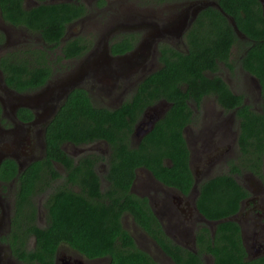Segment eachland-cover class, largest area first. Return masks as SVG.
Returning a JSON list of instances; mask_svg holds the SVG:
<instances>
[{
    "label": "trees",
    "instance_id": "1",
    "mask_svg": "<svg viewBox=\"0 0 264 264\" xmlns=\"http://www.w3.org/2000/svg\"><path fill=\"white\" fill-rule=\"evenodd\" d=\"M218 2L221 9L206 7L185 33V48L160 43L162 66L150 73L121 105L115 108L96 105L86 88L76 87L47 125L45 155L22 171L12 157L1 162L0 181L14 182L17 189L12 241L18 260L24 264H55L58 248L67 244L87 259L108 257V264H160L138 246L124 227L123 215L130 213L177 264H208L205 255L212 257L213 264H264V254L248 257L238 221L216 223L214 234L205 226L197 233L196 251L185 249L166 234L148 199L130 190L137 168L144 166L164 184L190 191L195 178L183 129L192 117L189 102H200L207 94L216 96L221 105L230 109L238 107L241 155L229 162L230 171L200 183L197 197L200 211L213 221L240 211L243 199L250 195L237 178L241 166L252 168L264 180L263 9L259 0ZM0 6L6 21L42 38L41 43L24 40L9 48V52H0L5 82L17 92L40 90L55 77L60 65L66 67V61L82 57L94 42L85 35H73L65 42L63 39L68 25L90 11L81 1L41 2L25 7L24 0H0ZM230 18L245 38L238 35ZM122 35L111 44L114 54L134 47L136 33ZM3 39L2 34L0 43ZM237 46L239 56L234 60L231 56ZM221 62L232 70L239 63L258 78L259 108L245 103L244 94L232 91L218 73ZM163 98L172 102L170 109L135 143L132 136L142 113ZM1 115L0 102V118ZM18 116L26 121L33 119L34 113L21 107ZM98 141L107 144L108 156L89 151L76 160L63 147L67 143L84 146ZM101 162L108 164L103 176L107 184L96 170ZM60 177L65 182L53 185ZM39 195L45 196L43 225L38 222Z\"/></svg>",
    "mask_w": 264,
    "mask_h": 264
},
{
    "label": "flooded vegetation",
    "instance_id": "2",
    "mask_svg": "<svg viewBox=\"0 0 264 264\" xmlns=\"http://www.w3.org/2000/svg\"><path fill=\"white\" fill-rule=\"evenodd\" d=\"M80 1L85 5V7H89V9H90L89 13L90 14L92 11H94L93 7H97L98 10L103 9L104 7H127L126 8L127 13H135L134 15H136V16H140L139 13H140L141 8H139V7H183L181 10H178V11L170 8L169 13L166 14L167 17L176 15V18H179V21H178L179 23L182 21V19L184 20L183 28L181 30H179L178 35H176L178 38H181L183 41H184L185 33L190 29V27H192V24L194 23V21L198 18L199 14L206 7H215V8H219V9H220V7H222L219 4L218 0H142L139 4L134 3V2L131 3L130 0H24V5H25V7H34V6L40 5L41 2H44L45 4H47V3H57V2H77L78 3ZM259 1H260V6L262 7L263 13H264V0H259ZM167 2H168V5H167ZM195 7H199L200 8L199 11H196ZM187 9L189 11V14L191 15L189 17V20H190L189 25L190 26H187L186 19L184 17H181L183 11H185ZM0 14H1V17L5 23L7 22L9 25L16 27L15 25H13V24H11L5 20V18L3 17L1 8H0ZM88 14L78 18L77 20L73 21L72 23L86 21V19H87L86 16L90 15V14L89 15ZM130 15L131 14H128L126 16V18L129 17ZM193 17H194V19L191 20ZM230 20L232 21L231 18H230ZM114 22H115V19H114ZM126 22L128 23V25H126V26H129L132 28L140 27L139 24L138 25H129L130 23H133L134 21L127 20ZM72 23H70L68 25V28ZM148 25H150V26L154 25L153 31L151 33H149L148 37H145L144 32H142L140 30L129 29V31L127 33H130V32L136 33L137 37H136L134 47L132 49L124 52V53L114 54V53H112V49H111V44L123 37V35H121V34L117 35V28L118 27L111 29L107 35V36H111V38H112L111 43H109V49H110V54L112 55V59H114V62L112 64L115 65V68L112 70L113 74L110 75V78H107V79L101 80V81H103L104 83H108V84L112 83L111 82L112 77L114 75H118V74H116L117 70L120 71L121 73H122V71L126 72L123 75L132 74V76L129 77V79L128 78L122 79V80H124V79H128V80H125L123 82V85L125 86V88H123L121 90V92L118 93V96H119L118 99L120 98V102L117 105H113L110 103H112L115 99H113V100L111 99L109 101L108 106H110L112 108L118 107L119 105L122 104V102L124 100H126L128 97L133 95V93L136 92L139 84L142 81H144V79L150 73L154 72L155 70L159 69L162 66V62H161L162 51L160 49V43L164 44V43L170 42V40H167V38L164 37V34L167 31H163L162 37L164 39L162 40V38L160 37L162 30H160L158 28V26L154 23H152V24H150L148 22L144 23V26H148ZM3 32L6 35L7 43L4 45L3 49L1 48L2 50L0 49L1 53H3L5 50L9 52V47L7 46L8 45V35L4 29H0V37L2 36ZM67 33H68V31H67ZM118 33H122V32H118ZM153 37H158L156 45L158 46L159 55H158L157 66H155V64L152 63L153 65L150 68L149 63L151 62V59L147 60L146 55L141 50H142L144 44L148 41V38H153ZM63 39L65 42L69 38L68 39L63 38ZM94 43H95V41L93 42V44ZM236 49H238L240 51L239 46H237ZM86 54H88V51L79 59L86 56ZM232 56H231V58L233 59ZM139 57H143V58H139ZM76 60H78V58ZM159 65H161V66L159 67ZM221 65H225V64L223 62H221ZM221 69L222 68H220L218 70L219 74L222 72ZM1 70L2 69L0 67V90L3 91L4 94H6V97H7L8 101L10 102V105L12 107H11V110H8L7 107H10V105L7 106V104L4 105L1 103L2 115L0 118V135L4 134V136H6L9 133H14L16 141L19 142L18 145L19 146L21 145V148H24L23 142L22 141L20 142V139H19V137L21 136L20 134H22L25 131V129L27 130L26 132H30L32 130V128H34L33 132H35L36 135H38V139L42 138V140L44 141V150L40 156L35 154L34 147L31 148L29 150V152H25V150L21 149L20 150L21 152H19L18 154L9 151V152H7V154H3L1 156V158L3 160L8 158V157L14 158L19 163L20 171H22L31 162H33L34 160L41 158L42 156L45 155V147H46L45 132H46L47 125L49 124L51 118L57 112V110L59 109L60 105L63 103V101L66 97L63 100L58 101V100H60L59 94H57L55 91H53V92H55V95L50 98L49 102H47L48 101V99H47L45 101L42 100V101H37L36 103H32L33 106L32 105H28V106L19 105L17 107L16 106L17 101H14V99H13V96H16L17 94L14 92H11V91L8 92L4 88L6 91L5 92L4 89L2 88L3 84H5V82L3 81L4 76H3V73ZM230 70L233 71L232 69H230ZM210 76H214V73H210ZM220 76L230 85L229 81H227L224 78V76H222L221 74H220ZM90 77H91L90 75L88 78L86 76L84 81H83L84 84H82V86H81V87L86 88L90 94L94 88H98V90H100L102 87H104L102 85L99 86V84L93 80L95 82L94 83L92 81V79H89ZM2 78H3V80H2ZM54 79H55V77L53 79H51L49 81V83L46 84L41 89H44L47 85L52 83ZM116 79L117 78L113 79V84H114ZM129 80H132V81L129 82ZM88 83L89 84L92 83V85L89 86ZM85 85H87V87ZM231 89L235 94H239L232 87H231ZM40 90L22 93V94L35 93V92H38ZM15 92H17V91H15ZM126 92H127V94H126ZM209 96L214 98V100L217 101V103L220 105L218 107L220 109V113H219L220 121L216 124L211 123L209 125L208 129H209V135L210 136L208 138L217 139L219 141L218 142L214 141V140L209 141L210 140L209 139V140H207L209 142L206 141V146L211 144V147L213 148L216 144L220 145V144L225 143L224 147H222V148L219 147V149L217 150L220 152V155H218L219 159H225L226 160L227 169L225 170V172H228L231 169L229 166V162L231 160H233V161L237 160L239 155H241L240 145L238 143L239 131H240V119H239V116L237 113L238 107H234V108L230 109V108H228V106H223L219 103L216 96L209 95V94L205 95L201 99L200 102H189V106L192 109V117H191V121L188 122L186 124V126L184 127L183 133H184V137L186 138L188 149L190 151V167L193 171V175L195 178L194 185L196 183L198 184L201 177H202V179L200 180L198 185H200V183L203 180H207L209 178L214 177V176L203 177L205 175H208V173H209V170L211 168V166H209V164H210L212 158L204 160L202 157H200L199 158L200 162L198 163V165H196V167L199 168L201 165L204 167V170L199 169L200 170L199 171V170H196V168L194 170V165H193L194 155H197V154H194L195 153L194 152L195 147H194V149L191 148V144L187 141L188 138L185 135V132L187 131L189 124L193 122L194 117L198 114V112L202 108V103L205 102V100ZM122 97H124L123 101H121ZM244 102L249 104L254 109H257L258 104H260V101H259V103L256 101L251 102L248 99H246V97H244ZM171 105H172V102L163 98V99H159L156 103L147 106L146 109L144 110V112L142 113V117L140 118V120H138V122L135 125V130H134V133L132 136L133 141L135 143H139L141 138L145 134H147L150 130H152V128L156 125L158 120L166 114V112L170 109ZM21 107H27V108L31 109L34 113V118L30 119V120H26V121L19 118L18 110ZM56 107H58L57 110H55ZM12 109H13V111H12ZM215 110L217 111V108H214V107L209 108L207 111L206 118L208 119V117L210 118V117L215 116ZM3 119H6V120L3 121ZM150 123H152V125H150ZM4 124H8L10 127L8 129H6L5 127H3ZM39 124H40V126H38ZM138 126H142V128H144V129H149L148 132H146L141 138L138 137L136 134V130H137ZM218 131H219V138H214ZM233 137H234V139H233ZM21 138H22V136H21ZM199 140H202L203 147H204V145H205L204 138L199 136ZM231 140H234V141L230 142ZM95 143H101V141H98ZM232 143H233V145H232ZM67 145L69 146L72 144L67 143L63 147L69 154L74 156L76 160L79 159V157H81L83 154L89 152V150H87L85 152H82V154H75L74 152L68 150ZM206 148L208 149L209 147L207 146ZM90 151L91 152L98 151V152H100V154L108 156L107 150L104 151V150L94 149V150H90ZM20 156H26L25 160L24 161L21 160ZM230 156H231V159H229ZM168 161L171 162L170 159H168ZM55 165H56V167H61V169H63L60 171L65 172L64 167L61 164L56 163ZM107 165L108 164L104 163V162L98 163L96 165V170L99 172L102 179H103L105 172L108 169ZM21 167H23V168H21ZM99 167L104 168L103 173L100 172ZM142 170L147 171L151 176V177H147V178L145 177L146 179L143 178V180L146 181L145 186H141V185L136 184V182L140 178V172ZM241 171L242 172L240 174H237L238 179H239V175H241L242 173L249 172L250 175L255 178V180L257 179L261 183V188H259L257 186L256 189H254V186L252 184L251 185L247 184L246 187L249 190L250 195L243 199L242 207H241L240 211L231 217L232 220L234 219V220L238 221L239 223L242 221L243 222L246 221V223L248 224L247 227H249V228L251 227V233H249V232L245 233L244 232L245 226L242 223H240L241 229H242V236L244 239L243 241H244V244L246 246L247 251L249 252L248 257L253 258V257H258V256H261L264 254V204H262V205L258 204V200L261 199L259 194L264 192V189H263L264 188V180L262 178H259L258 175H256L254 173L252 168L248 170L246 167L241 166ZM201 173H202V175H201ZM246 176H248L247 173H245L244 178ZM61 179H63V180H61ZM59 180H60L59 184H62L65 182L64 178L60 177ZM103 180L106 181L105 179H103ZM103 180H102V182H103ZM103 183H105V182H103ZM107 183L108 182L106 181V184ZM242 184H244V183H242ZM194 185L192 186L190 191L184 192L183 190H181L178 187L169 186V185H166L163 182L159 181L152 174V172H150L147 168H145L143 166V167L137 168L136 179L134 180L130 190H131V192L139 195L140 197L148 199V204L152 207L156 216L158 217V219L162 223L166 234L175 243L183 246L185 249L196 251L198 231L200 229L204 228L205 226H208L211 228V226L215 223V221L206 218V216L200 211L199 206L197 204V197H198L200 191L197 188L196 189L197 191L194 192V190H193ZM255 186H256V184H255ZM0 187L2 190H6V192L7 191L13 192V195H14L13 199L11 201L8 200V202H7V199L2 200V197L0 196V263L1 264H12L13 258H16L13 254L14 243L12 241V238H13V235H12V219H13V215H14L17 189H16V184H14V182L0 181ZM50 191H51V189H50ZM190 202H192V204H190ZM127 214H130V213H127ZM124 215H123V217H124ZM130 215L132 216V214H130ZM133 220H134V218H133ZM164 220H168V222L165 223ZM122 221H123V218H122ZM38 222L40 225L46 223L45 214H44L43 218L40 217V219H38ZM134 222L136 223L135 220H134ZM139 227H141V226H139ZM211 230H212V234H214L215 227L213 226V228H211ZM134 231H136V230L134 229ZM144 232L148 236H150L145 230H144ZM134 238L136 240V237H134ZM151 239L159 247L160 251H162L166 256H168L166 254V252L163 250V248L160 246V244L157 242V240H155L152 237H151ZM66 246H68V247H63V249H61V247H62V245H61L58 248L57 253H56V263L55 264H93L94 262H97V264H102L103 262L100 263V261H103L105 259H108V261H109L108 257H103V258H99V259H87L84 256H82V254H80L77 250L72 248L71 246H69L67 244H66ZM1 248H2V250H1ZM66 248H68L67 251H69L70 253H68V254L66 253V250H65ZM168 257L174 264H177L172 259L171 256H168ZM209 257L210 256L205 255V258L207 259V263L213 264V262L210 260ZM209 260L211 261V263ZM103 264H105V263H103Z\"/></svg>",
    "mask_w": 264,
    "mask_h": 264
},
{
    "label": "rangeland",
    "instance_id": "3",
    "mask_svg": "<svg viewBox=\"0 0 264 264\" xmlns=\"http://www.w3.org/2000/svg\"><path fill=\"white\" fill-rule=\"evenodd\" d=\"M142 0H130L131 3H140ZM168 5V2H167ZM127 7H104L103 9H97V7H93L94 11L91 12V14L89 16H86L87 19L84 22H75L72 23L69 28H68V33L66 35V39L72 37L73 35L79 36V35H85L87 36L88 39H93L95 41V43L91 44L90 49L88 50V54H86V56L88 55L89 57V53H91L93 50H95L97 47L99 49H103V46L108 42L111 43L112 38L111 36H107L109 31L111 29H114L115 27L117 28V35L118 34H123L125 32H128L129 29H137L140 30L142 32H144V36L148 37L149 33H151L153 31V27L154 25L150 26H144V23L148 22L150 24L154 23L158 26V28L160 30H162V33L160 34V37L162 38V40L164 39L163 36V29L166 28L167 31L164 34V37L167 38V40H170V42L167 43H171L173 45L177 44L180 48H185V44L184 41L181 38H178L176 35H178V28L176 27V24L169 25L171 22V20L176 19V15L167 17L166 14L169 13L170 8L174 9L176 11L181 10L183 7H139L140 9V16H136L134 15L135 13H127ZM90 12V11H89ZM128 14H131L129 17L126 18V16ZM89 17V18H88ZM115 19V22H114ZM170 19V20H169ZM127 20H131L134 21L133 23H130L129 25H140V27H129L126 26L128 25V23L126 22ZM181 23V22H180ZM0 29H4L7 32L8 35V47L12 48L15 46L20 45L24 40L31 42L29 40H34V42H42V38L38 35H34V34H30L27 32L22 30L21 28H16L13 27L11 25H9L7 22L5 23L1 17L0 14ZM118 32H122V33H118ZM4 35V39L3 41L0 43V49L4 47V45L7 43V38L5 33H2ZM176 36V37H175ZM158 37H153V38H148V41L144 44L143 48H142V52L146 55L147 60L151 59V62L149 63V67L151 68V66L153 64H155V66H157L158 64V46L156 45L157 43V39ZM44 44V43H43ZM1 49V50H2ZM0 50V52H1ZM139 51V50H138ZM100 52H98L99 54ZM239 54V50L236 48H233V52H232V57L234 60L237 59ZM84 56L81 59L78 60H74L72 62H65L68 63V66H59V70L55 75V79L53 80V82L59 81L63 78H65V76H67L68 74H70L73 69L75 67H77L82 60L86 57ZM139 58H143V57H139ZM153 63V64H152ZM116 64V63H115ZM111 69L109 71L113 72L112 70L115 68V65L112 64L111 65ZM154 66V67H155ZM161 65H159L160 67ZM221 69V75L224 76V78L229 81L230 86L239 94H244L246 99H248L249 101L253 102L256 101L259 103V101H261V95L259 92V87H258V79L254 76V75H250L249 73H247L240 65L239 63H237V68L234 69L233 71H231L228 66L225 65H220ZM102 70V69H101ZM118 75H114L112 77V83H104L101 80H105L107 78H110L109 72L106 75L107 77L105 78L103 74L99 73L97 76L94 75L93 73H90V78L92 79V81L94 80L96 83L99 84V86H104L102 87L100 90H98V88H94L93 91L91 92V96L93 97V100L95 102L96 105H105L107 107L109 104V101L112 99H115L112 103L113 105H117L120 102V98L118 99V93L121 92V90L123 88H125V86L123 85V82L125 80H128L129 77L132 76V74H127V75H123L124 71H122V73L120 71L117 70ZM89 77V75H87V78ZM117 78L113 84V79ZM123 78H128V79H124ZM93 81V82H94ZM132 80H129V82H131ZM94 82V83H95ZM90 83V82H89ZM89 86L92 85L89 84ZM84 84V83H83ZM121 85V86H120ZM87 87V85H85ZM0 94L4 95V92L0 90ZM125 94V93H124ZM123 94V95H124ZM127 94V92H126ZM122 95V96H123ZM6 97V94H5ZM124 100V97H122L121 101ZM220 105L217 103V101L214 100V98H212L211 96L207 97V99L205 100V102L202 103V108L201 110L198 112V114L194 117V120L192 123L189 124L187 131L185 132L186 137L188 138V142L191 144V148L194 149L195 147V153L197 155H194V161H193V165H194V170L196 168V170L199 169H203L204 167L200 165L199 168L196 167V165H198V163L200 162L199 158L202 157L204 160L205 159H210L212 158L209 166H211L208 175H205L203 177H212L215 175H218L220 173L225 172V170L227 169L226 167V160L225 159H219L220 152L217 151L220 148L225 146L224 144H216L213 148L211 147V144L207 145L209 148L207 149L206 147V141L209 140L210 138H208L209 135V125L212 124H216L220 121L219 119V113H220V109L218 108ZM217 108V111L215 110V116L213 117H208V119L206 118L207 115V111L209 108ZM8 110H10V107H7ZM258 108H259V104H258ZM10 115V114H9ZM40 126V124L38 125ZM3 127H5L6 129H8L10 126L8 124H4ZM34 128H32V132H26L27 130L25 129V131L20 134L22 136L19 137L20 142H23V146L24 148H21V145H18V141H16L15 135L14 133H9L6 136L0 135V154H2L3 152H13V153H19L21 152L20 150L23 149L25 150V152H29V150L31 148L34 147V152L36 155L40 156L41 153L44 150V141L41 139H38V135H36L35 132H33ZM4 133V132H3ZM6 134V133H5ZM36 135V136H35ZM199 136L203 137L205 140V145L203 147V143L202 140H199ZM235 136V135H234ZM214 138H219V131L217 132V134L215 135ZM234 139V137H233ZM219 141L217 139H210L209 141ZM207 141V142H209ZM234 140H231L230 142H233ZM233 145V143H232ZM203 147V148H202ZM233 147V146H232ZM10 148L12 150H10ZM67 148L69 151L74 152L75 154H82V152H85L87 150H94V149H99V150H104V151H108V153H110V149L109 147L101 141V143H94V144H90V145H84V146H75V145H67ZM105 153V152H104ZM106 154V153H105ZM227 154V153H226ZM232 155V154H231ZM226 156V155H225ZM234 156V155H233ZM240 156V155H239ZM26 156H20L21 160H25ZM225 158V157H224ZM229 159H231V156L229 157ZM228 159V160H229ZM198 160V161H197ZM225 162V163H224ZM208 166V167H209ZM59 170H63L61 169V167H58ZM100 172L103 173L104 172V168L103 167H99ZM200 171V170H199ZM245 173H247L248 176H245ZM202 175V173H201ZM147 178V177H151L150 174L145 171L142 170L140 172V178L138 179V181L136 182L137 185H141V186H145V180H143V178ZM145 178V179H146ZM244 178V179H243ZM202 179V177L200 178V180ZM58 181L56 183H53V185H58L60 183V180L57 179ZM63 180V179H61ZM152 180V179H151ZM199 180V182H200ZM239 180L244 183L245 186H247V184H252L254 186V189L257 188V186L259 188H261V183L259 182V180H255V178L253 176L250 175L249 172H244L241 175H239ZM198 182V184H199ZM256 184V186H255ZM199 188V187H198ZM264 189V188H263ZM0 196L2 197V200L7 199L8 200H12L13 199V192L11 191H7L6 190H2L0 187ZM260 196V200H258V204L262 205L264 204V192H262L261 194H259ZM38 202L40 203V207H39V216L38 219H40V217H44V208L42 206L43 201L45 200V196L41 197L40 195L38 196ZM190 204H192V202H190ZM127 214V213H126ZM124 215L123 217V223L124 226L126 227V229H128L132 235L134 237H136V242L138 244L139 247L147 250L148 252H150L154 258L160 263V264H174L168 256H166L162 251H160L159 247L154 243V241L151 239L150 236H148L144 230L139 227L133 220V217L130 214ZM244 218V217H243ZM165 223L168 222V220H164ZM245 226V233L249 232L251 233V227H247V223L245 222H240ZM45 224V223H44ZM43 225V224H42ZM216 223L213 224V226L215 227ZM213 226H211V228H213ZM134 229L136 231H134ZM32 245L33 244V239L30 241ZM63 247H68L66 246V244H62L61 249H63ZM2 250V248H1ZM66 253H70L68 250V248L65 249ZM210 260L212 261V257H209ZM209 260V261H210ZM210 261V263H211ZM103 262L105 264L108 263V259H105L103 261H100V263ZM8 263V262H7ZM102 263V264H103ZM1 264V263H0ZM12 264H24L22 261H19L17 258H13V262ZM93 264H97V262H94Z\"/></svg>",
    "mask_w": 264,
    "mask_h": 264
},
{
    "label": "water",
    "instance_id": "4",
    "mask_svg": "<svg viewBox=\"0 0 264 264\" xmlns=\"http://www.w3.org/2000/svg\"><path fill=\"white\" fill-rule=\"evenodd\" d=\"M196 11H199V7H195ZM191 15L189 14L188 9L183 11L181 17H184L186 19V23L187 26L189 25V17ZM194 17L191 19L193 20ZM179 18H176L174 20H171L172 23H170L169 25H174L176 24V27L178 28V30L183 28V22L184 20L182 19L181 24L178 22ZM232 23L234 24V28L236 30V32L238 33V35H240L241 37H245V35L239 30V28L237 27L236 23L234 22V20H232ZM167 30L166 28L163 29V31ZM67 35V34H66ZM66 38V37H65ZM98 52H100L98 54ZM116 59V58H115ZM114 62V59H112V55L110 54V49H109V43L107 42L104 46L103 49H99L98 47L93 50L91 53H89V57L88 55L82 60V62L73 69V71L68 74L67 76H65V78L56 81V82H52L49 85H47L44 89H41L38 92L35 93H30V94H22V93H18L15 92L14 89L10 88L6 82L5 79L2 80L5 82V84H3V89L5 88L6 91H11L16 93V96H13L14 101H17L16 106L18 107L19 105L21 106H28V105H32V103H36L37 101H42V100H47V102L50 101V98L52 96L55 95V92L57 94H59V99L58 101L63 100L65 97L68 96V94L76 87H81L83 84V81L85 79V77L87 75H90V73H93L94 75H98L99 73L103 74L104 77L106 78L108 72L109 74H113V72L109 71L111 69V65ZM102 69V70H101ZM2 71V70H1ZM3 73V72H2ZM118 74V73H116ZM4 76V75H3ZM2 77V76H1ZM256 77V76H255ZM257 78V77H256ZM258 79V78H257ZM259 82V80H258ZM258 87H259V92L261 94V85L260 83H258ZM4 89V91H5ZM5 91V92H6ZM55 91V92H53ZM0 102L4 105L7 104V106L10 105V102L8 101L7 97H5V94H0ZM11 105H10V110H11ZM58 107L55 108V110H57ZM13 111V109H12ZM56 112V111H55ZM150 125H152V123H150ZM149 129H144L142 128V126H138L137 130H136V134L138 137H142L146 132H148ZM10 150H12L10 148ZM8 152V151H7ZM7 152H3L2 154H0V164L2 162V158L1 156L3 154H7ZM22 165V164H21ZM23 168V167H21ZM198 188V184L196 183L194 185V192L197 191L196 189ZM231 219V217H227L224 218L222 220H216V223H219L220 221L223 220H229ZM213 226V225H212Z\"/></svg>",
    "mask_w": 264,
    "mask_h": 264
},
{
    "label": "clouds",
    "instance_id": "5",
    "mask_svg": "<svg viewBox=\"0 0 264 264\" xmlns=\"http://www.w3.org/2000/svg\"><path fill=\"white\" fill-rule=\"evenodd\" d=\"M221 9V8H220ZM240 36V35H239ZM241 37V36H240ZM241 38H245V37H241ZM199 186V185H198ZM216 223V222H215ZM249 253V252H248Z\"/></svg>",
    "mask_w": 264,
    "mask_h": 264
}]
</instances>
